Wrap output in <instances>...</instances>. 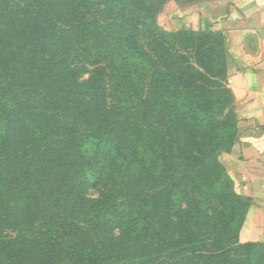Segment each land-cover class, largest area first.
<instances>
[{"label": "trees", "instance_id": "obj_1", "mask_svg": "<svg viewBox=\"0 0 264 264\" xmlns=\"http://www.w3.org/2000/svg\"><path fill=\"white\" fill-rule=\"evenodd\" d=\"M52 1L29 0V10L22 13V20L15 25L18 37L24 38L23 44L17 48L18 54L26 58L25 62H30L42 77L34 81L30 79L27 86L19 79L16 89L8 93L14 107H18L16 117L0 112V129L3 128L5 133L10 129L18 136L25 132L36 141H31L25 149L31 144H41L46 148L40 156V166L45 165L41 172L44 178L41 184L27 189L26 199L22 200L27 204L25 216L30 214V224L42 215L44 222L37 230L26 227L27 221L21 223L14 237L3 235L1 230L0 264H264L263 241L237 240L225 246H201L203 242L194 232L197 227L194 222H188L181 228L179 239L169 246L168 252L165 239L162 238L160 243L157 241V245L162 247V255L157 253L153 256V252L142 254L139 223L132 227L135 234L128 242L131 254L127 256L105 252L103 248H107L108 238L103 234L98 243L91 240L90 230L85 222L77 220L76 205L70 202L74 187L79 186L78 180L85 175L90 176L96 166L101 149L108 159L105 169L109 179L117 188L123 183V172L130 158L131 161L142 160L145 164H150L154 158L164 164L173 160L174 148L168 137L181 129V125H188V117L192 113L198 115V127L204 131L202 136L213 134L216 123L219 124L216 136L221 139L214 145L192 146L193 158L200 160V156L214 155L222 171L221 180L234 185L219 160L222 153L231 150L238 138L234 95L229 90V103L221 108L218 119L212 118L202 110L201 99L195 96V92L204 90V86L187 83L175 64L169 65L160 59L161 56L157 58L141 44L138 39L141 26L158 25L155 8L149 3L151 0H103L104 7L109 9L103 23L96 15L98 5L89 0H64V11L77 18L69 23L63 22L59 13L54 15ZM89 16H95L94 20L91 21ZM60 23L70 27L67 32L71 39L66 41L54 34L65 30L58 29ZM103 32L107 38L99 35ZM217 32L222 35V48L226 52L224 35ZM89 35L94 36L89 38ZM74 46L84 48L78 52L72 48ZM95 55L105 66H98L97 75L93 74L81 83L78 81L80 67L73 69L71 62L78 57L88 61ZM1 56L3 64L18 58L13 56L8 60L3 53ZM113 86L122 92L120 106L123 111L111 107L108 92L113 90ZM23 101L26 103L22 104ZM28 103L30 106L21 110ZM129 108L139 111V125L130 127L128 124L132 114H128ZM17 156L27 157L15 151L14 157ZM49 186L51 196L57 195V207L62 211L56 217L45 218L46 208H43L42 199L47 196ZM62 199L66 201L63 204L59 202ZM239 199L244 204V215L237 228L238 235L250 205L240 194ZM100 202L101 199L86 201L88 204ZM109 203L110 198L104 201L108 206L105 210L111 207ZM142 206H149L147 200L142 201ZM95 211L101 214L100 209ZM11 217L10 212L0 206V229ZM145 221L142 229L150 224L149 219ZM118 238L112 241L119 243ZM124 242L121 240V244Z\"/></svg>", "mask_w": 264, "mask_h": 264}, {"label": "rangeland", "instance_id": "obj_2", "mask_svg": "<svg viewBox=\"0 0 264 264\" xmlns=\"http://www.w3.org/2000/svg\"><path fill=\"white\" fill-rule=\"evenodd\" d=\"M89 1L98 5L99 10L96 11V15L103 23L102 19L106 18L109 9L104 7L103 0ZM194 2L196 0H151L149 3L155 8L158 25L147 28L141 26L138 39L157 58L161 56L160 59L165 60L169 65L175 64L176 69L181 71L180 76L187 83L203 85L204 90L196 91L195 96L201 99L199 102L202 104V110L212 118L218 119L221 108L227 106L230 99V89L227 84L231 71L228 66L229 56L222 48L224 42L222 35L216 30L185 28L181 18L175 16L181 13L185 6ZM28 3L29 0H0V112L15 117L18 107H14L12 97H9L8 93L16 89L19 79L27 86L30 79L34 81L42 77L30 62H25L26 58H21L17 50L18 46L23 44L24 38L18 37L14 28L22 20V13L29 10ZM52 3L54 15L59 13V18L63 22L69 23L77 19L74 14L64 11V0H53ZM88 18L93 21L95 16ZM58 29L65 30L61 32L59 30L54 34L61 36L62 39L65 38L66 41L71 39L67 32L71 30L70 27L67 28L60 23ZM27 32L28 30L25 31ZM99 35L107 38L105 32ZM93 36L89 35V38ZM72 48L81 52L84 47ZM2 53L8 60L13 56L18 58L14 59V62L3 64ZM98 58L95 55L86 61L78 57V60L71 62L73 69L76 66L80 67L78 81L82 83L91 75L96 76L97 67L105 66V63ZM108 96L111 107L123 111L120 106L122 105L120 89L117 90L113 86ZM24 103L26 102L23 101L22 104ZM133 103L129 104L133 105ZM29 106L28 103L22 106L21 110L24 111ZM129 111L128 114L132 113L127 120L130 127L134 124L139 125L141 119L139 111L135 112L130 108ZM198 124L200 122L197 113H192L188 117V125H181V129L174 131V135L168 137L174 148L175 157L167 164L156 158L150 164H145L139 159L131 161L130 158L123 172V183L117 188L113 187L105 169L108 159L103 155L102 149L90 176L85 175L78 180L80 187H74V196L70 203L76 205L74 212L79 214L76 218L79 222H85L92 241L98 243L103 238L101 234L108 238L105 245L107 248H103L105 252L113 256L131 254L128 242L135 234L132 227L136 223L140 226L142 254L153 252V256L157 253L162 255L163 252L157 241L160 243L162 238L165 239L166 252H168L169 246L179 239L181 228H184L188 222L196 224L194 232L202 240L201 246H225L240 241L237 228L243 219L244 204L240 201L234 185L232 186L228 180H221L222 171L214 155L200 156L202 158L200 160L192 156V146L214 145L221 140L216 136L219 124H214L216 133L205 136H202L204 131L199 129ZM3 126L1 124V127ZM9 131L5 133L3 128L0 129V206L10 212L12 217L1 227L0 232L2 230L3 235L14 237L22 226L21 223L27 221L26 227L31 226L33 230L43 225V215L40 218L36 217L34 223L30 224V214L28 213V217L25 216L27 204L22 200L26 199L27 189H33V186L41 184L44 178L41 177V172L45 165L40 166V156L44 154L46 148L41 144H31L25 149L31 141L33 143L36 141L25 132L18 136L17 132L10 129ZM15 151L27 157L25 159L20 156L14 157ZM133 157L132 155V159ZM26 165L30 166L25 168ZM46 194L47 196L42 199L43 208H46L44 217H56L62 211L57 207L59 204L57 195L51 196L50 186ZM109 198L111 207L105 210L108 206L104 205V201ZM87 199H101V202L88 204ZM144 200H147L149 206H142ZM59 202L63 204L66 201L62 199ZM98 209L101 214L95 211ZM12 219H15L14 222L11 221ZM145 219H149L150 224L146 229H142L147 222ZM115 237H119V243L112 241ZM2 238L4 239V236ZM64 239L68 241V237ZM121 240L125 242L121 244Z\"/></svg>", "mask_w": 264, "mask_h": 264}, {"label": "crops", "instance_id": "obj_3", "mask_svg": "<svg viewBox=\"0 0 264 264\" xmlns=\"http://www.w3.org/2000/svg\"><path fill=\"white\" fill-rule=\"evenodd\" d=\"M175 16L224 35L238 138L220 161L250 203L239 240L264 242V0H197Z\"/></svg>", "mask_w": 264, "mask_h": 264}]
</instances>
